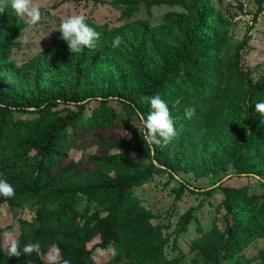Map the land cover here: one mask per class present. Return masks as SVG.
<instances>
[{"label": "trees", "instance_id": "1", "mask_svg": "<svg viewBox=\"0 0 264 264\" xmlns=\"http://www.w3.org/2000/svg\"><path fill=\"white\" fill-rule=\"evenodd\" d=\"M254 1L257 19L264 0ZM214 2L119 0L120 26L85 18L98 33L93 50L75 57L57 32L50 47L15 69L11 56L26 24L4 0L0 75L13 74L30 90L0 86V179L14 189L12 198L0 197V206L6 205L14 218L17 208L34 209V218L20 219L16 240L18 247L39 242L40 249L9 257L0 226V264H183L189 253H199L204 264H264V248L245 253L252 242L264 239V195L250 193L249 185L219 187L223 229L215 225L204 232L197 226L187 252L179 239L195 224L193 209L168 232L134 194L164 167L175 174L182 164L177 156L199 138H213L216 124L222 122L228 131L226 116L233 124L230 145L215 173L233 166V176L264 175V116L254 105L264 102V78L254 83L241 64L246 40L228 55L230 39L222 31L227 21ZM163 5L184 10L155 27L132 20L141 9ZM116 36L120 43L113 47ZM55 71L63 78L47 79ZM156 94L169 107L176 135L167 145L150 147L141 139L139 120L149 106L138 101ZM186 109L193 110L190 118ZM145 160L148 165L141 163ZM211 170L202 164L191 169L201 177ZM52 252L58 256L50 260ZM97 252L106 256L104 263L97 262Z\"/></svg>", "mask_w": 264, "mask_h": 264}, {"label": "rangeland", "instance_id": "2", "mask_svg": "<svg viewBox=\"0 0 264 264\" xmlns=\"http://www.w3.org/2000/svg\"><path fill=\"white\" fill-rule=\"evenodd\" d=\"M62 1L35 0L40 18L29 31L24 30L16 40L18 46L13 50L11 56L12 65L15 69L26 66L30 60L50 47L58 32L60 20L69 15L81 14L85 18L92 19L98 25L110 24L113 27L121 25L119 20L122 17V12L117 6L119 0H102L104 4H95L93 1L80 3ZM185 2L187 5H194L196 0H185ZM214 4L215 9L227 21L222 31L227 32L230 39L226 49L228 55L234 54L246 40V48L241 52V64L245 72L249 74L250 79L254 83L259 82L264 78V11L255 19L258 7L254 0H215ZM183 10L181 6H156L150 10L141 9L132 20H143L144 23L155 27L161 25L169 14L181 13ZM19 20L26 24L25 18L19 17ZM217 25L219 24L217 23ZM217 30L219 31V29ZM54 73L55 76H48L47 79L55 81L63 78L60 72L55 71ZM23 74L26 75L27 73ZM100 75L107 77V73ZM86 78H89V73ZM37 83L38 81H33L32 87L35 88ZM0 86L9 89L30 90L28 83L19 86L13 74H1ZM246 110L247 106H244L242 111ZM16 116L19 117L20 114L16 113ZM22 117L30 116L24 115ZM221 124L222 122L214 126L215 135L213 138L206 139L203 136L190 146V151L186 154L182 153L181 157L177 156V161L182 164L175 174L170 173L164 167L163 172H154L146 184L134 189V194L141 200V204L155 216L154 223L161 224L165 231H173L179 216L188 209H193L195 224L186 235L179 239V244L184 252L189 249L188 242L197 236V226L201 227L204 232L210 231L215 225L217 228L223 229L222 201L224 195L219 189L221 185H249L250 193L264 195V175L233 176L237 173V169L233 166L218 174L215 173L220 168L224 153L230 145L228 137L230 130L233 129L232 120L229 116H226L224 122V127L228 131H223V124ZM188 139L192 140L191 134ZM78 157H80V152L76 155V158ZM141 163L148 165L149 161L145 160ZM200 164L209 166L213 172L201 177L196 172L191 171L192 167ZM1 168L2 165H0ZM209 192L213 193L209 194ZM15 213L17 218L13 217L14 213H10L6 205L0 206V226L4 228L5 246L8 245V239H16L22 233L20 219L30 220L34 218V209L29 206L17 208ZM5 233H7V237H5ZM262 248H264L263 238L252 242L245 253H255ZM166 254L172 257L175 252L169 249L166 250ZM57 256V253L52 252L47 258L51 260ZM105 257L98 252L96 253L98 263H104ZM183 264L204 263L199 253H189Z\"/></svg>", "mask_w": 264, "mask_h": 264}, {"label": "clouds", "instance_id": "3", "mask_svg": "<svg viewBox=\"0 0 264 264\" xmlns=\"http://www.w3.org/2000/svg\"><path fill=\"white\" fill-rule=\"evenodd\" d=\"M4 0H0V5ZM10 8L16 17L25 18V31H29L34 24L39 20L40 13L35 0H8ZM2 13V12H0ZM60 39L65 42L69 51L75 54L83 53L86 49L91 51L95 48V41L98 33L85 21V17L81 14L69 15L60 20L58 30ZM120 43V37L116 36L112 40V46L117 47ZM140 103H147L149 112L146 116L139 115L142 133V140L148 146L167 145L176 135L174 121L170 116L167 103L159 94L152 96H141ZM255 105L257 113L264 116V102H258ZM192 109H186L185 115H192ZM141 137V135H140ZM14 196L13 187L4 179H0V197L12 198ZM7 237V233H5ZM7 253L9 257H19L21 254L25 256L33 252L39 253V242L25 243L18 247V241L14 238L8 239ZM67 264V262H65Z\"/></svg>", "mask_w": 264, "mask_h": 264}, {"label": "water", "instance_id": "4", "mask_svg": "<svg viewBox=\"0 0 264 264\" xmlns=\"http://www.w3.org/2000/svg\"><path fill=\"white\" fill-rule=\"evenodd\" d=\"M155 164L158 166V167H160V168H163L162 166H160L157 162H155Z\"/></svg>", "mask_w": 264, "mask_h": 264}]
</instances>
